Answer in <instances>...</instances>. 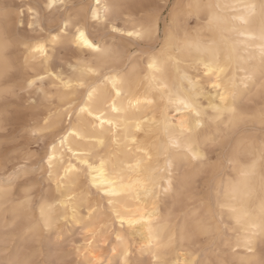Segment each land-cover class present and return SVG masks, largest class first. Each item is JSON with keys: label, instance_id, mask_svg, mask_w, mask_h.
Listing matches in <instances>:
<instances>
[{"label": "clouds", "instance_id": "clouds-1", "mask_svg": "<svg viewBox=\"0 0 264 264\" xmlns=\"http://www.w3.org/2000/svg\"><path fill=\"white\" fill-rule=\"evenodd\" d=\"M0 264H264V0H0Z\"/></svg>", "mask_w": 264, "mask_h": 264}]
</instances>
